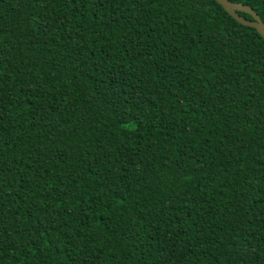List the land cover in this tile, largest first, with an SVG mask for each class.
<instances>
[{
  "label": "trees",
  "instance_id": "16d2710c",
  "mask_svg": "<svg viewBox=\"0 0 264 264\" xmlns=\"http://www.w3.org/2000/svg\"><path fill=\"white\" fill-rule=\"evenodd\" d=\"M0 264H264L255 30L214 0H0Z\"/></svg>",
  "mask_w": 264,
  "mask_h": 264
},
{
  "label": "water",
  "instance_id": "95a60500",
  "mask_svg": "<svg viewBox=\"0 0 264 264\" xmlns=\"http://www.w3.org/2000/svg\"><path fill=\"white\" fill-rule=\"evenodd\" d=\"M235 22L242 26L255 30L264 42V25L258 16L247 6L237 3H231L228 0H214ZM238 12L244 13L250 17V20L242 18Z\"/></svg>",
  "mask_w": 264,
  "mask_h": 264
}]
</instances>
